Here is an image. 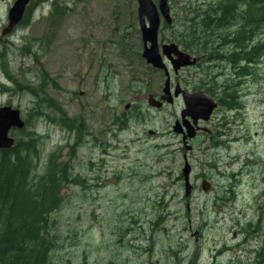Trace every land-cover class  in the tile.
Returning a JSON list of instances; mask_svg holds the SVG:
<instances>
[{"label":"rangeland","instance_id":"rangeland-1","mask_svg":"<svg viewBox=\"0 0 264 264\" xmlns=\"http://www.w3.org/2000/svg\"><path fill=\"white\" fill-rule=\"evenodd\" d=\"M14 1L0 0V83L13 88H0V106L18 108L23 119L29 114L27 130L41 136L38 172L55 151L78 178L63 189V203L52 215L57 248L51 264H264V58L251 66L204 64L225 89L218 88L221 106L200 124L204 133L188 142L193 189L186 198L185 150L173 130L183 103L154 108L142 97L150 90L162 94L165 76L132 54L138 28L124 32L108 57H95L93 40L103 38L101 17L114 18L120 4L117 27H126L128 7L137 21V3L59 0L64 10L50 18V0H33L26 5L31 7L27 23L4 33ZM187 8V3L175 5L181 22ZM114 23L107 31L111 38L119 34ZM45 35L48 45L38 46ZM161 36L167 39L168 32ZM6 71L30 84L35 74L47 80L46 91L61 114L48 111L36 120L29 113L33 96ZM111 71L120 75L118 82L104 81ZM149 81L155 84L150 89ZM109 88L115 93L104 96ZM65 112L83 128L75 150L79 133L65 124ZM202 181L209 184L206 192ZM160 209L170 214L167 221L158 219Z\"/></svg>","mask_w":264,"mask_h":264},{"label":"trees","instance_id":"trees-1","mask_svg":"<svg viewBox=\"0 0 264 264\" xmlns=\"http://www.w3.org/2000/svg\"><path fill=\"white\" fill-rule=\"evenodd\" d=\"M238 1H247L249 10L237 11L232 15L235 14L234 18L240 24H253L255 30L253 34L256 37L259 24L264 25V0ZM50 2L53 7L50 18L59 16L64 7H58L59 0H50ZM130 10L131 8L128 7V13ZM30 11L31 7L26 9L19 24L27 23ZM212 13L201 14L198 22L209 23L206 19L211 17ZM47 38L46 35L40 37L37 45L47 46ZM237 38L241 39L239 36ZM118 40L116 47L120 46V36ZM6 74L18 88L30 92L33 96L29 113L34 115L36 120L38 117L48 116V111L61 114V106L46 91L47 80L35 74L36 79L31 82L32 85L26 81H19L8 71ZM0 88L6 91L13 89L2 83ZM62 116L67 119L64 122L70 130L75 132L78 130L79 136L73 146L75 150L81 144L80 136H83V128L77 119L67 117L66 112ZM120 119L113 120L119 122ZM24 121L23 128H12L10 131L14 144L9 149H0V264H51L53 260L51 254L57 248L56 234H54L56 220L52 215L63 203V189L68 184L76 183L78 178L71 175V167L63 163L59 159L58 152L55 151L47 157L43 170L37 171L41 136L31 129L27 130L30 124L29 114ZM14 130L18 132L17 140L14 138ZM159 213L158 219L167 221L170 215L167 209H160ZM80 264L88 263L83 260Z\"/></svg>","mask_w":264,"mask_h":264},{"label":"flooded vegetation","instance_id":"flooded-vegetation-1","mask_svg":"<svg viewBox=\"0 0 264 264\" xmlns=\"http://www.w3.org/2000/svg\"><path fill=\"white\" fill-rule=\"evenodd\" d=\"M129 1H132V3H137L138 6L137 0ZM153 1L156 5L158 4V0ZM30 3H33V0H30L29 5ZM116 3L121 2H115L114 4ZM127 3L131 6L133 5L131 2ZM185 3H187L188 8L181 11L184 14V19L181 22L179 16L174 13L175 5L177 4L180 6ZM168 5L171 17L170 23H166L164 17L159 12L160 24L157 35L158 50L161 54L163 44L173 43L178 46V49L181 52L188 56L189 61L194 62L193 64L182 66L177 71H175L173 68H170V65L171 59H175L177 57L176 53L172 52L170 57L161 54L163 62L167 65L170 74V103L172 104L175 100H180L184 107L182 96L183 91L195 95L202 93L205 98H209L215 103V107L212 109L209 116L210 119L215 110L222 104L221 97L217 98L219 89L223 91L225 88L219 85L215 75L206 72V70L203 68L204 64H206V66L209 65L207 67H212L216 63L226 62L229 64H237L243 62L244 64L251 66L255 61H260L264 58V37L259 35L260 30L262 33L264 32V25L259 24L260 27L257 28L256 37L259 36L262 38L261 41H258V39L254 37L253 34V31H255L253 24H240L234 18L235 14L232 15L233 13H236L237 11L246 12L249 10L247 1L199 0L198 2L193 0V2H190L189 0H168ZM203 5H212L213 8H200ZM121 7L122 6L120 4L116 6L117 15L114 18L106 20V18L102 16L99 20L103 22L102 24H99L103 38L99 39L96 36V40H93V47L98 52L95 54V57L98 55L102 56V58L108 57L110 49L116 47L119 41L118 37H122L123 33L126 32L127 29L137 27L138 30L136 31H139V34L136 36L138 39L136 41L137 47L136 50L131 49V51L136 57L138 56L140 59H144L142 56L144 43L142 41L141 32L139 29L138 13L136 14L137 21H132L134 20V10L130 7L131 11L129 14L128 26L117 27V25H121V13L119 11ZM28 8L29 7H26V9ZM208 12H213L211 17L206 19L209 21V23L198 22L200 20V15ZM111 20L115 22L112 29L118 30L119 33L118 36H113L112 38L107 32L111 30ZM235 30H240V32L235 34ZM92 31H95V29L92 28ZM166 31L168 32L167 39L161 36V34H164ZM238 36L241 37L240 40L237 38ZM147 45H149L148 42ZM229 47L230 50L228 49ZM144 61L146 62L145 59ZM161 71L163 72L166 79L164 70L162 69ZM119 76L120 75L118 73H112L111 71L110 75L103 76V79L106 81V83H116L118 82L117 79ZM144 81H146V79ZM119 82H121L120 79ZM153 85H155L154 82L149 81V89ZM176 91H179L178 95H175ZM110 93H115L112 88L105 90L104 96H108ZM160 94L155 95L150 90L145 91L142 97L153 95L156 98H160ZM127 107L129 106L127 105ZM187 118L192 121L191 118ZM177 119L178 118H176V120ZM208 120H198V122H196V125H194V127L197 128V130H195V137H199L201 132L204 133L203 130L205 127L201 126L200 124L205 123ZM199 127L200 129H198ZM202 127L204 128L203 130H201ZM195 137L193 139H195Z\"/></svg>","mask_w":264,"mask_h":264},{"label":"water","instance_id":"water-1","mask_svg":"<svg viewBox=\"0 0 264 264\" xmlns=\"http://www.w3.org/2000/svg\"><path fill=\"white\" fill-rule=\"evenodd\" d=\"M30 0H15L8 9L7 18L8 25L4 33H10L12 29L17 26L24 15L26 5ZM137 13L139 20V29L141 38L144 43L142 56L148 64L156 68L163 69L166 75L164 87L160 98L153 95L147 96V103L154 108H160L164 103L171 102V94L169 89L170 74L167 65L163 62L161 54L170 57L172 52L176 53L177 57L171 59V66L175 71L180 67L193 64V61L188 60V56L178 49L176 44H163L162 53L160 54L157 45V35L160 24L159 12L164 17L166 23H170V10L168 0H158L156 5L153 0H137ZM159 7V10H158ZM148 22V23H147ZM147 42L149 45H147ZM179 91L175 92L178 95ZM184 107L180 113V120L177 119L173 124V130L182 138L183 148L185 154L183 156V167L181 176L183 178L185 197L192 195V185L190 184L191 166L187 159V152L191 151L192 147L188 144L189 139L195 137L194 127L198 120H208L215 103L209 98H205L201 94H190L183 91ZM187 117L191 118L190 121ZM25 121L22 118L21 112L18 108L10 105L0 106V149H9L14 144V139L10 136L12 128H23ZM200 129V127L198 128ZM209 184L202 181V188L206 192ZM196 237V236H195Z\"/></svg>","mask_w":264,"mask_h":264}]
</instances>
